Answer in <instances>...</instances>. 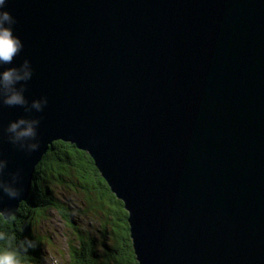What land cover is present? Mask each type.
<instances>
[{"label": "water", "instance_id": "water-1", "mask_svg": "<svg viewBox=\"0 0 264 264\" xmlns=\"http://www.w3.org/2000/svg\"><path fill=\"white\" fill-rule=\"evenodd\" d=\"M6 7L24 47L0 72L27 61L32 76L22 106L0 89L5 218L63 140L124 202L139 264H264V0ZM19 120L38 122L34 137L14 138Z\"/></svg>", "mask_w": 264, "mask_h": 264}, {"label": "trees", "instance_id": "trees-1", "mask_svg": "<svg viewBox=\"0 0 264 264\" xmlns=\"http://www.w3.org/2000/svg\"><path fill=\"white\" fill-rule=\"evenodd\" d=\"M57 189L80 197L81 214L96 222L95 233L78 225L75 208L58 196ZM53 210L71 229L68 264H139L124 202L111 190L93 157L63 140L54 141L41 158L28 199L10 218L0 215V231L39 241L24 255L23 264H45L42 244L47 237L39 235L36 226Z\"/></svg>", "mask_w": 264, "mask_h": 264}, {"label": "clouds", "instance_id": "clouds-1", "mask_svg": "<svg viewBox=\"0 0 264 264\" xmlns=\"http://www.w3.org/2000/svg\"><path fill=\"white\" fill-rule=\"evenodd\" d=\"M8 0H0V64L11 65L14 58L22 51L24 44L19 35L15 33L16 17L6 7ZM32 71L28 66V62L17 67H9L0 72V89L3 90V103L9 107L22 106L25 104V96L22 88L16 86L22 82L31 79ZM46 102V101H44ZM32 107L40 110L42 102L40 100L33 101ZM37 121L19 120L9 125V132L14 134L16 140L22 138L34 137L35 124ZM31 147L35 148L36 145ZM3 162H0L2 168ZM5 192L9 197L15 198L18 195L16 189L6 186ZM6 213L0 212V215ZM38 240H30L27 238H17L14 233L0 231V264H23V257L30 253L31 249H35ZM45 264H58L55 257H46Z\"/></svg>", "mask_w": 264, "mask_h": 264}, {"label": "rangeland", "instance_id": "rangeland-1", "mask_svg": "<svg viewBox=\"0 0 264 264\" xmlns=\"http://www.w3.org/2000/svg\"><path fill=\"white\" fill-rule=\"evenodd\" d=\"M57 194L61 199L68 200L70 206L75 208L76 212L74 216L78 225L85 230L95 233L96 222L92 218L81 214L82 205L80 197L73 192H67L63 189H57ZM36 227L39 235L47 237V239H43L42 244L45 257H55L58 264H68V237L71 229L60 214L56 210L49 212L48 218L43 219Z\"/></svg>", "mask_w": 264, "mask_h": 264}, {"label": "bare ground", "instance_id": "bare-ground-1", "mask_svg": "<svg viewBox=\"0 0 264 264\" xmlns=\"http://www.w3.org/2000/svg\"><path fill=\"white\" fill-rule=\"evenodd\" d=\"M75 189V188H74Z\"/></svg>", "mask_w": 264, "mask_h": 264}]
</instances>
